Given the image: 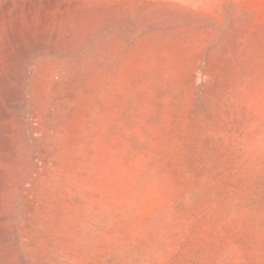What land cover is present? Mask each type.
<instances>
[{
    "label": "rangeland",
    "instance_id": "obj_1",
    "mask_svg": "<svg viewBox=\"0 0 264 264\" xmlns=\"http://www.w3.org/2000/svg\"><path fill=\"white\" fill-rule=\"evenodd\" d=\"M0 264H264V0H0Z\"/></svg>",
    "mask_w": 264,
    "mask_h": 264
}]
</instances>
